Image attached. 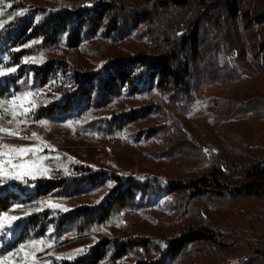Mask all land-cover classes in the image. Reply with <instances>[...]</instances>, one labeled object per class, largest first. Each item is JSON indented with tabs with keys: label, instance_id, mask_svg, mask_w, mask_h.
<instances>
[{
	"label": "trees",
	"instance_id": "16d2710c",
	"mask_svg": "<svg viewBox=\"0 0 264 264\" xmlns=\"http://www.w3.org/2000/svg\"><path fill=\"white\" fill-rule=\"evenodd\" d=\"M245 2L0 0V22H7L0 29V63L18 67L0 86V100L39 90L41 100L51 102L38 108L31 123L41 126L38 121L46 120L45 128L57 135L69 129L64 126L69 122L78 128L95 127L103 120L99 114L118 102L119 109L107 115L110 119L96 126L104 136L137 126L134 141L156 142L158 149L150 154L158 162L183 166L184 160L211 159L201 170L173 177L119 167L113 173L111 165L73 155L51 159L56 165L51 178L0 189V216L33 212L15 223L14 237L0 259L30 240L48 238L46 243L54 246L38 253L37 261L125 264L130 258L132 264H264V244L236 229L230 214L218 211L239 200L264 199V159L227 144L233 155L223 164L220 149L196 140L187 124L203 87L243 79V71L220 61L221 53L236 51L244 71L264 72V9L244 10ZM24 9V16L9 22ZM181 30L185 32L178 35ZM129 38L148 43L153 51L108 54ZM41 54L42 64L23 63ZM78 55L93 61L94 67L85 66ZM220 105L229 108L215 124L239 139L244 133L225 130L230 119L246 112L264 116L262 97L222 100ZM60 163H67L72 175H65ZM49 198L71 210L34 212ZM145 218L160 227L161 234L143 230ZM81 248L84 254H76ZM22 258L19 253L11 259L21 264Z\"/></svg>",
	"mask_w": 264,
	"mask_h": 264
},
{
	"label": "rangeland",
	"instance_id": "374dc122",
	"mask_svg": "<svg viewBox=\"0 0 264 264\" xmlns=\"http://www.w3.org/2000/svg\"><path fill=\"white\" fill-rule=\"evenodd\" d=\"M120 1L130 5L135 3V0ZM245 3L246 6L243 3L244 10L247 6L251 9H259L260 7L264 9V0H246ZM184 32V30H181L179 33L183 34ZM243 41V46L247 48V42L244 37ZM127 43L128 44H123L122 48L111 47L108 54L112 56H125L126 49L145 52L153 51L148 43L139 42L134 38H129ZM78 57L85 66L94 67V62L89 60L86 56L78 55ZM1 58L5 63H9L7 56L2 55ZM219 59L222 63L227 62L243 71V79L232 85L203 87L188 115L189 118L193 119L187 123L189 129L196 140L201 139L220 149V159L223 164L226 159H229V156L233 155L229 153V150L227 151V149H229L227 144L249 153L257 160L264 159V116L255 112L241 113L230 119L231 123L224 125L225 130L233 128V130L238 133H244L245 137L243 139L237 138L236 134L232 137L227 135V133H223L221 131L222 127L219 128V126L215 124V120L223 116L229 108L228 105L221 106L220 101L241 102L256 97L264 98V72L244 71V67L237 62L236 51L230 54L221 53ZM5 83L6 77L0 78V86ZM55 95L58 99L60 98V95ZM119 107V103L117 102L113 107L101 112L98 118L103 117V120L101 122L98 120L93 128H78L72 125L67 131L57 135L56 133L49 132L45 127L37 126L29 122L27 126L21 125V129H23L21 135L29 136L32 132H36L43 142L54 144L51 145V150L44 148L39 154L50 157L49 160L45 161V164L51 168L56 166L51 162V159H54V157L59 156L61 159L62 155H73L86 161L96 162L98 165H111L113 173H116V168L119 167L124 172L138 173L145 171L158 175L169 174L173 177L190 173L193 170H201L211 162L210 158L204 162L184 160L183 166H178V162L172 164L162 161L158 162L150 154L153 150L158 149L156 142L153 140L140 143L134 141L135 132L138 130L137 126L118 132L115 136H104L102 132L104 130L98 129L96 126L103 125L104 119H110L107 116L110 114L109 112L116 111ZM7 119H10V116H6L5 120ZM3 143L17 146H30L41 144V141L5 138ZM41 147H43L42 144ZM54 161L57 160L54 159ZM169 167L175 169L171 170ZM28 181L34 180L29 179ZM20 184L24 185L25 183L8 180L4 183H0V189L5 187L13 189ZM155 202L158 203L161 202V200L155 199ZM218 211L219 213L230 214V222L235 225L234 227L236 229L242 232H248L247 237L253 238L254 241H259L264 244V217H262L264 214V199L239 200L229 207L222 206ZM141 224L142 229L146 230V232L161 234V228L153 225L148 218L141 221ZM15 229L16 227L14 224L10 230L0 232V252L14 237ZM245 256H250V252H246ZM37 262L38 264H53L52 260L41 259V261ZM132 263V259H125V264ZM5 264H8V262H5Z\"/></svg>",
	"mask_w": 264,
	"mask_h": 264
},
{
	"label": "snow or ice",
	"instance_id": "6c2138e0",
	"mask_svg": "<svg viewBox=\"0 0 264 264\" xmlns=\"http://www.w3.org/2000/svg\"><path fill=\"white\" fill-rule=\"evenodd\" d=\"M11 7V5H9ZM28 9L15 12L14 16L9 17V22L13 21L15 18L24 16ZM3 15V12H0ZM5 23L0 22V29H4ZM182 35V33H178ZM38 42H33V44ZM24 48L32 47L31 44H25ZM17 51L21 49H16ZM44 62L43 54L39 57L33 56L26 58L24 64H42ZM18 71V67L11 66L6 67L0 63V78L9 76L10 74H15ZM44 94L39 90L36 91H25L19 95H13L10 99L0 100V183H4L8 180L21 181L27 183L29 179L36 180L38 178H51L53 169L45 164L46 160L50 157L45 155H39L44 148L51 150V145L43 142L41 137L37 135L36 132H32L30 136L21 135V125L27 126L29 122L33 121L35 113L41 105L46 106L51 101L41 100ZM58 99V97H57ZM40 100V104L37 101ZM6 116H10V119L5 120ZM38 123L41 126L47 127L48 121L39 120ZM78 123V122H77ZM11 126V127H9ZM65 127H72V123L69 122L64 125ZM5 138H18L22 140H37L41 141V144L30 145V146H17L12 144L3 143ZM54 159L59 160V156L54 157ZM58 168L63 171L65 175H72L67 163L58 164ZM113 185L109 184L108 187L111 188ZM103 199V198H101ZM99 203V201H97ZM39 207L34 208V212H40L44 209L59 211L66 213L70 211L63 202H56L49 198L48 200L39 202ZM16 209L14 208L13 211ZM33 214V212H24V216L8 215L5 213L0 216V232H6L10 230L13 225L26 218L28 215ZM123 223V222H121ZM119 226V225H117ZM97 229H94L96 231ZM103 230V229H99ZM48 238L43 239H33L26 244H21L19 248L14 252H9L6 256L0 259V264H15V261L11 258L17 256L19 253H23V258L21 264H38L37 254L45 252L46 249H51L54 246V242L46 243ZM85 249L81 248L76 250V254H84ZM51 255V253H48ZM63 257H56V259H62Z\"/></svg>",
	"mask_w": 264,
	"mask_h": 264
}]
</instances>
